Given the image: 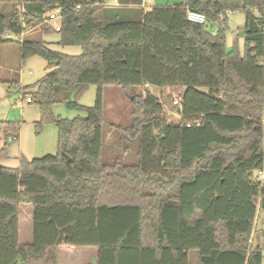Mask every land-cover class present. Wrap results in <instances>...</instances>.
<instances>
[{
    "label": "trees",
    "instance_id": "1",
    "mask_svg": "<svg viewBox=\"0 0 264 264\" xmlns=\"http://www.w3.org/2000/svg\"><path fill=\"white\" fill-rule=\"evenodd\" d=\"M0 2L13 5L9 17L0 13L1 41L41 25L60 44L82 47L70 55L19 42L23 60L38 55L52 68L25 96L40 108L37 126L57 125L59 151L0 166V264H60L63 245L98 247L96 264H263L253 232L264 209V0H181L139 16L123 0L107 13L106 0ZM190 9L213 23L243 11L244 54L228 49L224 29L190 21ZM54 10L60 31L45 21ZM146 84L160 96L131 93ZM90 85L94 106L72 99ZM112 85L134 95L133 122L122 130L140 141L135 164L103 159V94ZM56 102L83 115L58 117ZM0 128L3 159L19 126ZM23 205L33 216L27 243Z\"/></svg>",
    "mask_w": 264,
    "mask_h": 264
},
{
    "label": "rangeland",
    "instance_id": "2",
    "mask_svg": "<svg viewBox=\"0 0 264 264\" xmlns=\"http://www.w3.org/2000/svg\"><path fill=\"white\" fill-rule=\"evenodd\" d=\"M121 8L133 11L135 16L146 12L154 5L177 4L181 0H123ZM119 5V0H106L100 6V11L107 13L109 8ZM13 5L0 2V13L10 16ZM225 23H213L207 20V29L217 34L224 29L227 47L229 50L237 47L241 54H244V38L240 32L244 30L246 15L243 11L229 12ZM0 40V123L6 121L17 122L19 126V140L12 143L9 148V156L0 159V166L15 168L20 165L21 158L32 160L43 157L47 154H56L59 151V131L54 123H44L37 126L40 121L41 112L36 103L27 102L28 90L26 86L32 85L42 78L52 68L49 62L41 56H32L23 60L20 44L24 40H36L49 43L51 49L70 55L82 53L80 45L60 44V34L55 32H44L41 25L27 30L22 35L5 34ZM22 88H24L22 90ZM148 90L160 96L161 89L153 84L135 87L131 90L132 94H140ZM25 94H27L25 96ZM128 95L116 86L104 88L103 106L106 124L104 125L103 159L106 162H116L117 160L127 164L139 162L140 141L129 137L122 129L130 126L133 122V99L134 95ZM98 86L90 85L82 94L72 95L73 100H77L80 105L94 106L97 101ZM22 105H19V101ZM56 116L62 118H74L83 115V112L74 107H68L65 103L56 102L53 106ZM167 115L169 111L166 112ZM172 117L171 119H176ZM0 128V149L4 144V136ZM32 207L23 205L20 215V234L19 239L22 243L33 240L32 231ZM253 243L263 249L264 254V209L258 208L257 219L253 232ZM69 246L61 247L60 264H96L98 247L96 246Z\"/></svg>",
    "mask_w": 264,
    "mask_h": 264
},
{
    "label": "built area",
    "instance_id": "3",
    "mask_svg": "<svg viewBox=\"0 0 264 264\" xmlns=\"http://www.w3.org/2000/svg\"><path fill=\"white\" fill-rule=\"evenodd\" d=\"M188 19L190 21H193V22H196V23H200V24H206L207 23V17L204 13H201V12H198L196 10H188ZM45 21L50 23V24H53L55 26V30L56 31H60V28L62 26V14H61V11L60 10H54L52 12H50L47 17L45 18ZM22 101H19V105H22ZM27 102H31V99L28 97ZM175 103H178V100L175 98L174 100ZM192 125H195V126H198L199 125V122H195L193 124H188V126H192ZM260 178L261 179H264V171H261L260 172Z\"/></svg>",
    "mask_w": 264,
    "mask_h": 264
},
{
    "label": "crops",
    "instance_id": "4",
    "mask_svg": "<svg viewBox=\"0 0 264 264\" xmlns=\"http://www.w3.org/2000/svg\"><path fill=\"white\" fill-rule=\"evenodd\" d=\"M30 214H31V218H32V231H33V216H32V210H31V213ZM72 249H74V247L73 246H69V250H72ZM98 253H99V250H98ZM98 253H97V259H98ZM263 264H264V260H263Z\"/></svg>",
    "mask_w": 264,
    "mask_h": 264
},
{
    "label": "water",
    "instance_id": "5",
    "mask_svg": "<svg viewBox=\"0 0 264 264\" xmlns=\"http://www.w3.org/2000/svg\"><path fill=\"white\" fill-rule=\"evenodd\" d=\"M244 34H245V31L242 30V31L240 32V36H241V37H244Z\"/></svg>",
    "mask_w": 264,
    "mask_h": 264
}]
</instances>
